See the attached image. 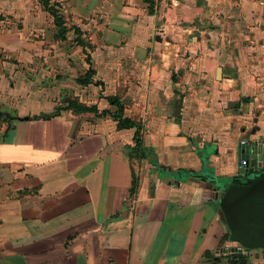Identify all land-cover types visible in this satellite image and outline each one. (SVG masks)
I'll return each instance as SVG.
<instances>
[{"label": "crops", "instance_id": "0c3cea01", "mask_svg": "<svg viewBox=\"0 0 264 264\" xmlns=\"http://www.w3.org/2000/svg\"><path fill=\"white\" fill-rule=\"evenodd\" d=\"M57 2L88 48L38 0H0V109L17 117L0 122V264H264L225 250L212 190L241 179L240 140L264 141V0ZM99 94L153 158L128 157L137 128L108 114L30 118L68 99L112 111Z\"/></svg>", "mask_w": 264, "mask_h": 264}, {"label": "water", "instance_id": "95a60500", "mask_svg": "<svg viewBox=\"0 0 264 264\" xmlns=\"http://www.w3.org/2000/svg\"><path fill=\"white\" fill-rule=\"evenodd\" d=\"M219 68L216 69V73ZM236 102H230L232 107ZM247 158L246 167L239 171L241 181L233 177L212 181L214 200L227 229L229 252L259 249L264 257V144L256 140L241 149ZM196 175L202 176L199 171Z\"/></svg>", "mask_w": 264, "mask_h": 264}, {"label": "trees", "instance_id": "16d2710c", "mask_svg": "<svg viewBox=\"0 0 264 264\" xmlns=\"http://www.w3.org/2000/svg\"><path fill=\"white\" fill-rule=\"evenodd\" d=\"M143 1L146 3L147 12L152 13L153 12V0H143ZM38 2L43 6L44 10L52 17L53 25L56 28L55 37L57 39L63 40L66 36V32L69 29L65 25L64 17L62 16L59 10V5L56 2H54V0L53 1L38 0ZM72 31L77 36L80 34L79 29L77 27H73ZM75 41L79 45L81 46L83 45L81 39L77 38L75 39ZM86 45L89 46L88 43H86ZM84 46L85 45H83V47ZM87 61H88V58H87ZM92 75H93V70L90 67H88L85 73L76 79V82L82 85L92 83ZM99 97H104V99L113 107V110L112 111L102 110L100 113H97V109L95 105H83V104L78 103L76 100L68 99L65 101V104L62 105L61 107H57L49 113H39L37 115H32L30 118L48 119L52 116H55L56 114H58L59 110H63V109L71 110L74 113H81V112H86V111L94 112L96 116H104L105 114H108L113 120L116 121V128L118 129L131 128V127L137 128L134 134L135 143L133 146L128 147V157L139 159V158H144L150 155L153 158L154 157L153 151L151 149H146L141 145L139 135L137 133V130L139 129L138 123L123 116V106L120 100L114 96H102L101 94H99ZM15 119H17V117L10 111L5 110V109H0V122H5L6 124L5 130L3 132L4 135L8 130L12 128V121ZM194 151L200 156V158L203 157L202 156L203 151L198 149L196 145H194ZM153 162H154L155 169H159V166L157 165V163L155 161H152V163ZM202 162L205 163V160L203 158H202ZM160 170L168 173L169 176L172 175L171 173L163 170L162 168H160ZM189 175H194V174L188 169L179 168L174 171L172 176H175L176 179H181ZM233 180L235 182L241 181V179L238 177H235V178L233 177ZM134 185H135V179L132 176V184L130 188V193L133 191ZM234 254L236 255V257H242L239 254V252H236Z\"/></svg>", "mask_w": 264, "mask_h": 264}, {"label": "rangeland", "instance_id": "374dc122", "mask_svg": "<svg viewBox=\"0 0 264 264\" xmlns=\"http://www.w3.org/2000/svg\"><path fill=\"white\" fill-rule=\"evenodd\" d=\"M50 1H53V0H50ZM54 2H56L58 5H59V10H60V13L62 14V16L64 17L65 15H64V13H63V11L61 10V5L57 2V0H54ZM65 23H66V27L69 29L68 31H72V28L73 27H77V26H75V25H73V22H72V19H70V17L68 16V15H66L65 16ZM78 28V27H77ZM79 29V28H78ZM55 30H56V28H55ZM73 32V31H72ZM79 35L77 36H75L74 34H72V36H71V33H68V36H70L71 37V39L73 40V41H75V39H81V41H82V43H83V45H85L87 48H88V46L86 45V42L87 41H85L86 40V36L85 37H82V32L79 30ZM75 43L77 44V45H79L76 41H75ZM83 45L81 46V45H79V46H81L82 48H83Z\"/></svg>", "mask_w": 264, "mask_h": 264}, {"label": "built area", "instance_id": "2783aa9c", "mask_svg": "<svg viewBox=\"0 0 264 264\" xmlns=\"http://www.w3.org/2000/svg\"><path fill=\"white\" fill-rule=\"evenodd\" d=\"M247 144L245 141L240 140L239 141V157H238V169L239 171H242L247 164V158L245 157V155L243 154L242 150L244 145ZM262 144H264V141L262 140ZM243 251V249L239 252L241 253Z\"/></svg>", "mask_w": 264, "mask_h": 264}]
</instances>
